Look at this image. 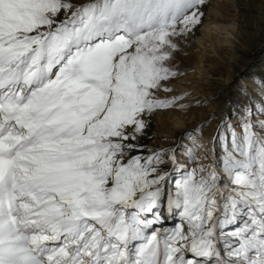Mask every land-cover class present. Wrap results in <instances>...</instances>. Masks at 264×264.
Segmentation results:
<instances>
[{
  "label": "snow or ice",
  "instance_id": "1",
  "mask_svg": "<svg viewBox=\"0 0 264 264\" xmlns=\"http://www.w3.org/2000/svg\"><path fill=\"white\" fill-rule=\"evenodd\" d=\"M209 7L0 0V264H264V79L152 134Z\"/></svg>",
  "mask_w": 264,
  "mask_h": 264
},
{
  "label": "bare ground",
  "instance_id": "2",
  "mask_svg": "<svg viewBox=\"0 0 264 264\" xmlns=\"http://www.w3.org/2000/svg\"><path fill=\"white\" fill-rule=\"evenodd\" d=\"M212 2L214 1L211 0V4ZM217 3L221 11L228 10L225 2ZM232 5L235 7L234 13L237 19V30L232 33L234 36V40L232 41L234 62L229 70L221 66L210 71L211 76L215 79L212 82V98L222 108V111L218 112L217 115L221 112L234 110L236 103L245 95L241 87L230 85L233 83L232 81L238 78L239 82L244 86L258 89L259 92V81L264 77V0H233ZM210 12L211 9L209 7L204 18V24L197 31L192 41V47L188 49V54L189 52H193L197 62L198 60L200 62V56H202L203 50L201 49L199 52H195L194 50L205 46L204 41H208L209 39V35L205 33V30L211 28L212 25L226 23L225 18L219 19L211 17ZM185 58L182 57L181 59L184 60ZM189 61L190 57L188 56L187 65L190 63ZM173 123L178 127V133L184 129L186 119L180 118ZM171 125L173 124L163 121L157 123L155 120L152 127V134L156 137H158L159 133H168V135L172 136L173 134L168 132V128ZM174 137L169 143L175 139Z\"/></svg>",
  "mask_w": 264,
  "mask_h": 264
},
{
  "label": "rangeland",
  "instance_id": "3",
  "mask_svg": "<svg viewBox=\"0 0 264 264\" xmlns=\"http://www.w3.org/2000/svg\"><path fill=\"white\" fill-rule=\"evenodd\" d=\"M211 4L210 16L215 18H225L226 23L222 25H212L211 28L205 30V33L209 35L208 41L205 42V46L200 47L195 52L203 50L202 56H200V62L196 61L193 52H189L184 60H182V67L187 70V75L181 78V80L175 85L177 92L180 91H189L193 93L194 96L205 101V104L199 108H193L189 113L184 114L181 112H164L161 113L157 118L156 122L161 123V121L169 124L168 132L173 135H168V133H159L158 137H167L168 139L161 140L158 139L156 143H169L173 137L176 139L177 135L183 130L177 133L178 127L174 125L177 119H186V124L184 128H193L199 123L205 120L206 117H209L210 114L215 113L216 116L211 118L210 127L206 131H211L218 123V112L222 111V108L216 104L213 97L212 82L215 80L210 71L215 68L230 69L231 65L234 62V50L232 47V41L234 36L232 33L236 32V14L234 13L235 7L232 5L233 0H213ZM217 2H225L228 10L221 11L218 7ZM207 42V43H206ZM200 46V45H199ZM190 57V63L187 65V57ZM191 64V65H190ZM194 70V71H193ZM264 76V73H263ZM264 79V77L262 78ZM231 86L237 85L238 87L247 88L248 92L246 94L255 95L259 98L258 89L249 88L246 85L244 86L239 82L238 78L232 81ZM260 86V84L258 85ZM214 88V87H213ZM228 112V111H227ZM177 134V135H176Z\"/></svg>",
  "mask_w": 264,
  "mask_h": 264
}]
</instances>
